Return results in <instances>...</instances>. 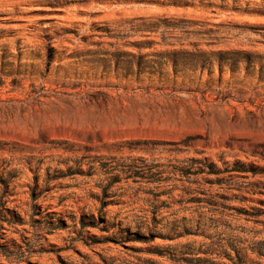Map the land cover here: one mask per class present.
Returning a JSON list of instances; mask_svg holds the SVG:
<instances>
[{
	"label": "rangeland",
	"instance_id": "374dc122",
	"mask_svg": "<svg viewBox=\"0 0 264 264\" xmlns=\"http://www.w3.org/2000/svg\"><path fill=\"white\" fill-rule=\"evenodd\" d=\"M0 264H264V0H0Z\"/></svg>",
	"mask_w": 264,
	"mask_h": 264
}]
</instances>
